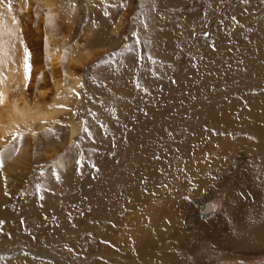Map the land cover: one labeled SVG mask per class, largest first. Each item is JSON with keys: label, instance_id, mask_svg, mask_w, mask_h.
Masks as SVG:
<instances>
[{"label": "rangeland", "instance_id": "1", "mask_svg": "<svg viewBox=\"0 0 264 264\" xmlns=\"http://www.w3.org/2000/svg\"><path fill=\"white\" fill-rule=\"evenodd\" d=\"M0 26L34 100L67 84L47 31L77 77L0 170L9 264H264V0H0Z\"/></svg>", "mask_w": 264, "mask_h": 264}, {"label": "bare ground", "instance_id": "2", "mask_svg": "<svg viewBox=\"0 0 264 264\" xmlns=\"http://www.w3.org/2000/svg\"><path fill=\"white\" fill-rule=\"evenodd\" d=\"M52 2V1H51ZM50 3V2H49ZM51 6V5H49ZM59 9V8H58ZM50 13V12H49ZM6 14V13H5ZM11 14V13H10ZM122 14V13H121ZM128 14V12H127ZM37 15V14H36ZM36 15H34L36 17ZM39 15V14H38ZM50 15H48L46 18L42 19L47 26L50 25L51 19L49 18ZM128 16V15H127ZM53 18V17H52ZM26 19V18H25ZM54 19V18H53ZM59 19V18H58ZM122 19V18H121ZM12 19H10L11 21ZM28 20V19H27ZM41 20V19H40ZM57 20V19H56ZM124 21V16L123 19ZM119 22V20H118ZM44 23V24H45ZM2 24V23H1ZM11 24V23H10ZM40 24V23H39ZM53 24V23H52ZM56 24V23H55ZM66 24V23H65ZM121 24V23H120ZM14 25V24H13ZM20 26V24H19ZM57 26V25H56ZM120 26V25H118ZM1 27V26H0ZM17 27V26H15ZM44 27V26H43ZM7 28V27H6ZM35 28V27H33ZM55 28V27H54ZM70 28V27H69ZM3 29V28H2ZM11 29V28H8ZM6 29V30H8ZM17 30L16 28H13ZM27 29V28H26ZM30 29V28H28ZM46 29H48L46 27ZM67 29V28H66ZM65 29V30H66ZM57 30V29H56ZM14 31V30H13ZM19 31V30H18ZM33 31V30H32ZM68 31V30H67ZM10 32H12L10 30ZM10 32L7 31V34H10ZM24 32V31H23ZM57 32V31H56ZM15 33V31L13 32ZM12 33V34H13ZM19 33V32H18ZM26 33V32H25ZM36 33V32H35ZM45 34L44 36V47L46 50L51 51V54L53 53V61L58 64L60 72L62 74H66V85H60L58 83H55L54 92H53V98L51 102H46L44 99H42L40 96L36 100H34V96L31 94H27L26 83L28 82V78L25 79L24 77V70H23V62L19 60V58L13 63L11 60H7L5 62H0V170L4 169L5 173H7L6 178L9 181V178H14V172L19 170L21 166H23V160L29 159L30 155L35 152H41V141L43 137L46 135L51 134V131L44 132L42 135H39L35 137L36 130L38 131L41 127L50 125L52 122H54L59 115V113L64 109L66 106V102L71 98L72 91L75 87V82H77L76 74L71 73L69 68L66 67V65L63 63L65 54L63 52H60V49L54 44L55 40H52V33L51 35ZM11 34V35H12ZM17 34V33H16ZM2 35V34H1ZM6 35V34H5ZM63 35V34H62ZM65 35V33H64ZM14 36V34H13ZM12 36V37H13ZM62 37V36H61ZM23 38V37H22ZM25 38V37H24ZM56 38V37H55ZM13 39V38H12ZM21 39V38H20ZM24 40V39H23ZM62 40V38H61ZM18 41V40H17ZM21 41V40H20ZM7 42V41H6ZM10 42V41H9ZM16 43V42H15ZM18 43V42H17ZM20 44V43H19ZM61 44V43H60ZM62 45V44H61ZM67 45V44H66ZM20 46V45H18ZM25 46V45H23ZM81 46V45H80ZM63 47V46H62ZM74 47V46H73ZM77 48V47H76ZM67 49V48H66ZM82 49V48H81ZM7 50V49H6ZM11 50V49H10ZM17 50V49H16ZM41 50V49H40ZM63 50V49H62ZM9 51V50H8ZM24 51V49H23ZM69 50H67L68 52ZM74 52V51H73ZM88 52V51H87ZM86 52V53H87ZM23 53V52H22ZM69 53V52H68ZM78 53V52H77ZM85 53V51H84ZM93 53V52H92ZM24 54V53H23ZM22 54V55H23ZM48 54V52H47ZM67 54V53H66ZM17 55V54H16ZM21 55V56H22ZM83 55V54H82ZM15 56V55H14ZM30 56V55H29ZM70 56V55H68ZM80 56V55H79ZM90 56V55H89ZM92 56V55H91ZM20 57V56H19ZM40 57V56H39ZM45 57V56H44ZM42 58V57H40ZM48 58V57H47ZM69 59V57H67ZM77 58V57H75ZM23 59V58H21ZM39 59V58H38ZM37 59V60H38ZM71 59V57H70ZM73 59V58H72ZM73 61V60H72ZM77 61V60H76ZM49 63V62H48ZM32 64H34L32 62ZM38 65V63H36ZM42 64V63H41ZM53 65V64H52ZM32 66V65H30ZM68 66V65H67ZM80 66V65H78ZM37 67V66H36ZM77 67V66H76ZM33 69V67H31ZM41 68V66H39ZM38 68V69H39ZM52 68V67H51ZM35 70V69H34ZM31 71V70H30ZM42 72V71H41ZM37 73V72H36ZM30 75V74H29ZM37 76V74H36ZM35 76V77H36ZM52 77V75H51ZM63 78V77H62ZM70 78V79H69ZM72 78V79H71ZM33 79V78H32ZM36 79V78H35ZM61 79V78H60ZM34 80V79H33ZM32 80V81H33ZM64 80V79H63ZM41 81V80H40ZM79 81V80H78ZM36 82V81H35ZM36 86V85H35ZM45 87H47L45 85ZM32 89V88H31ZM33 92L36 91V88H33ZM47 90V89H45ZM29 91V90H28ZM41 91H39L40 93ZM48 92V91H47ZM36 93V92H35ZM49 93V92H48ZM37 94V93H36ZM45 95V94H44ZM73 97V95H72ZM71 100V99H70ZM66 103V104H65ZM63 112V111H62ZM64 114V113H63ZM70 114V113H69ZM62 115V113H61ZM60 119V118H59ZM66 120V119H65ZM79 124H72L70 122L69 124V131H70V140L73 138V136L76 134ZM32 127H35L32 128ZM19 129H29L28 131L31 133V135L23 139L21 142H17L16 140L9 141L12 137V135L19 131ZM34 129V130H33ZM29 133V134H30ZM6 143H9L6 145ZM43 143V142H42ZM44 144V143H43ZM57 147V146H56ZM47 148V146H46ZM50 148V147H49ZM54 148V147H53ZM48 149V148H47ZM52 149V147H51ZM69 149V148H68ZM50 151V149H49ZM53 152V151H52ZM56 154V153H55ZM44 155V154H43ZM50 155V154H48ZM46 156V155H45ZM44 156V157H45ZM50 158V157H49ZM46 160V158H45ZM53 161V160H52ZM27 162V161H26ZM28 163V162H27ZM25 163V164H27ZM59 166V165H58ZM57 166V167H58ZM24 167V166H23ZM66 168V167H65ZM26 169V168H24ZM23 169V172H24ZM21 171V170H19ZM15 172V174H16ZM26 172V171H25ZM18 173V172H17ZM27 174V173H26ZM2 175V174H1ZM21 176V175H20ZM26 176V175H24ZM3 178V176H2ZM5 178V177H4ZM25 178V177H22ZM6 180V179H5ZM3 181V183L5 182ZM2 181V180H1ZM0 181V182H1ZM9 184V183H8ZM1 185V183H0ZM1 187V186H0ZM10 187V186H9ZM13 193V192H12ZM1 189H0V201H1ZM13 195V194H12ZM4 198V197H3ZM8 199V198H7ZM4 200V199H2ZM9 200V199H8ZM212 204H207L206 209L207 211L211 209ZM6 228L10 224H8V220L5 221ZM0 241H1V258L2 260H6L4 255L6 256V253L10 251L8 249L9 243L6 240L5 234H1L0 232ZM6 264H9V261ZM1 263V262H0ZM4 264V263H3Z\"/></svg>", "mask_w": 264, "mask_h": 264}, {"label": "snow or ice", "instance_id": "3", "mask_svg": "<svg viewBox=\"0 0 264 264\" xmlns=\"http://www.w3.org/2000/svg\"><path fill=\"white\" fill-rule=\"evenodd\" d=\"M31 66L29 64V53L27 50H25L23 54V70H24V77L25 79L28 78L30 73Z\"/></svg>", "mask_w": 264, "mask_h": 264}]
</instances>
